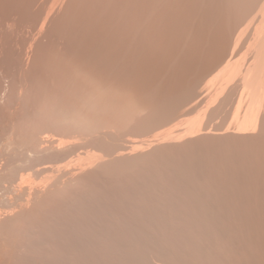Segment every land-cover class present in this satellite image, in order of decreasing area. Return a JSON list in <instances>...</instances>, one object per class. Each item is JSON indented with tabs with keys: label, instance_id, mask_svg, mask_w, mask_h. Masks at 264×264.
<instances>
[{
	"label": "bare ground",
	"instance_id": "6f19581e",
	"mask_svg": "<svg viewBox=\"0 0 264 264\" xmlns=\"http://www.w3.org/2000/svg\"><path fill=\"white\" fill-rule=\"evenodd\" d=\"M0 264H264V0H0Z\"/></svg>",
	"mask_w": 264,
	"mask_h": 264
}]
</instances>
